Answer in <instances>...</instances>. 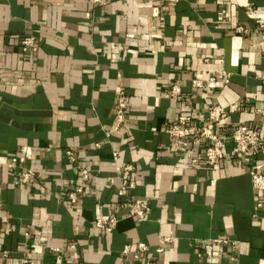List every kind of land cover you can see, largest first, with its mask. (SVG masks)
<instances>
[{
    "label": "crops",
    "instance_id": "0c3cea01",
    "mask_svg": "<svg viewBox=\"0 0 264 264\" xmlns=\"http://www.w3.org/2000/svg\"><path fill=\"white\" fill-rule=\"evenodd\" d=\"M259 22L264 0H0V264H264V191L249 174L264 155L232 154L229 137L246 125L264 146ZM221 71L224 83L192 85ZM211 105L227 139L213 165L195 133ZM180 116L192 135L166 132ZM14 155L26 160L10 168ZM25 167L34 177L15 184ZM111 216L110 231L94 225Z\"/></svg>",
    "mask_w": 264,
    "mask_h": 264
},
{
    "label": "built area",
    "instance_id": "2783aa9c",
    "mask_svg": "<svg viewBox=\"0 0 264 264\" xmlns=\"http://www.w3.org/2000/svg\"><path fill=\"white\" fill-rule=\"evenodd\" d=\"M107 0H92L94 4H103ZM246 10L249 14H254L255 10L252 6H247ZM264 28V22H259L258 26L254 31H258ZM237 33L246 34L249 33L250 30L243 27L237 26L235 28ZM21 51L22 52H35L38 49V46L35 42V39L31 35L24 36L20 41ZM228 73L227 72H219L216 74H209L206 80L194 79L192 80V85L196 88H206L209 89L214 85L221 84L227 81ZM261 79L264 80V75L261 76ZM173 94L177 93L178 90L171 91ZM126 109V101L125 97L122 94H118L116 97V104L114 109V118H115V129L119 128V125L122 123L124 119ZM230 110L232 109L229 108ZM225 109L222 106L211 105L207 108V119L208 122L204 125L200 130L196 131L201 137L206 138L209 141V145L206 147L204 152L205 160L208 164L213 165L218 159L222 158L225 152V143L226 137L219 135L213 131L214 126L218 123L221 115L224 113ZM189 120L188 116H180L178 118V123L172 125L171 127L166 129V132L172 137H185L188 135H192L193 132L187 128L181 127L185 124L186 121ZM230 140L233 142V147L231 153L234 155L249 153L255 155L257 153H262L264 155V146L262 145L260 134L258 130L253 129L246 125H237L233 127L231 133L229 135ZM22 152V149H20ZM70 159L73 160L72 153L70 151L67 152ZM116 156V153H114ZM25 156H12L6 161V165L10 168H14L17 164H23L25 162ZM128 168V167H127ZM252 186L257 190L264 191V163L261 166H257L251 168L249 171ZM89 176V170L85 166L80 167V178L82 181H86ZM34 177V172L31 168H24L21 172L19 179L15 182L18 183H27ZM83 186L78 185L75 186L74 189L69 192L67 199L69 204H73L77 200V196L79 193H82ZM124 192V187H121L118 191V194H122ZM129 208V214L136 216L140 220L145 219L146 214L148 212V204L146 201L142 199H135L132 202L127 204ZM260 206V203L258 204ZM116 218L114 216L107 218H98L95 220L94 225L98 228H102L105 231H110L112 226L115 224ZM145 244L137 243L136 244V253L145 249ZM129 246H125L123 252H127ZM57 250V249H56ZM72 257H76V253L72 254ZM59 261V259H57Z\"/></svg>",
    "mask_w": 264,
    "mask_h": 264
}]
</instances>
